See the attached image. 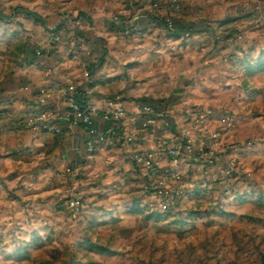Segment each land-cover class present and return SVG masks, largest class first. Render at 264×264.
Here are the masks:
<instances>
[{
    "label": "rangeland",
    "instance_id": "rangeland-1",
    "mask_svg": "<svg viewBox=\"0 0 264 264\" xmlns=\"http://www.w3.org/2000/svg\"><path fill=\"white\" fill-rule=\"evenodd\" d=\"M208 1L0 0V264H264V203L255 197L229 200L217 184L200 188V178H190L193 190L175 209L153 211L117 144L73 161L70 134L26 126L52 109L44 91L24 85L36 102L17 117L8 113L12 72L39 57L51 66L60 60L65 72L76 70L69 61L78 62L88 76L104 67L142 74L152 79L151 90L170 93L181 66L170 42H188L196 33L190 24L199 20L229 26L248 6ZM140 15L154 27L134 26ZM19 129L30 133L24 146L23 138L8 136Z\"/></svg>",
    "mask_w": 264,
    "mask_h": 264
},
{
    "label": "crops",
    "instance_id": "crops-1",
    "mask_svg": "<svg viewBox=\"0 0 264 264\" xmlns=\"http://www.w3.org/2000/svg\"><path fill=\"white\" fill-rule=\"evenodd\" d=\"M208 0H203L206 6ZM244 18L235 20L229 26L207 27L200 20L192 25L186 20L185 25L190 24L195 35L188 42L179 47V42H170L173 56L181 60V66L172 72V81L175 86L169 89L170 93L153 91L152 79L128 77L117 74L114 70L98 69L93 74L79 67L78 62L69 61L74 65L75 72H65L61 62L53 61L50 65L49 58H35L28 64H22L21 69L12 72V91L14 97L9 107L10 117H17L29 110V105L36 101H29L30 96H25L21 87L29 85L33 90L44 91L47 95V103L52 108H64L62 93L66 85L73 84L78 96L97 109L102 108V100L114 94L123 96L125 108L129 114L127 129L130 132L137 131L143 138L139 149L148 150L154 147L158 136L150 134L142 128L146 114L142 108L146 103L154 104L158 109L169 112L167 118L170 123V134H176L182 114L189 107L205 109L208 116V127H219L221 116L229 112L236 120L231 140L239 144L248 143L238 154L240 162V174L246 176L247 185L252 189V195L244 196V200L260 201L264 203V25L258 24L254 18L252 6L258 2L264 10V0H248ZM210 5L208 4L207 7ZM209 12H204L203 16ZM134 26L140 29L152 28L154 24L138 16ZM112 24L106 21L104 27ZM181 28V27H180ZM88 35V32H84ZM83 35V34H82ZM172 55V52H171ZM170 57V56H169ZM172 57V56H171ZM50 65V66H49ZM101 68V67H100ZM136 81V82H134ZM21 96V97H20ZM12 97V96H11ZM20 97V98H18ZM26 97V98H25ZM33 98V97H32ZM11 99V98H10ZM28 101V102H27ZM58 135L70 134L71 150L68 158L75 161L84 152L86 134L82 128L68 126L62 121ZM159 127L162 124L158 122ZM95 125L101 127L100 117H95ZM63 131V132H60ZM63 134V135H65ZM23 138L19 143L25 145L29 132L23 129L10 131L8 136ZM48 137L50 134L39 135ZM27 137V139H25ZM10 139V138H9ZM125 153L124 161L133 165L132 155L134 150H127L121 144H117ZM128 153V154H127ZM134 170V169H133ZM214 172V169H213ZM134 173H137L134 170ZM237 188L243 189V184L238 183ZM255 193V195H254ZM264 205V204H263ZM254 205H246V210H253Z\"/></svg>",
    "mask_w": 264,
    "mask_h": 264
},
{
    "label": "built area",
    "instance_id": "built-area-1",
    "mask_svg": "<svg viewBox=\"0 0 264 264\" xmlns=\"http://www.w3.org/2000/svg\"><path fill=\"white\" fill-rule=\"evenodd\" d=\"M258 24L264 25V10L260 3L252 8ZM169 27L172 23L167 20ZM64 108L45 109L26 119V126L34 133H54L59 131L61 122L68 126L79 127L85 131V149L93 152L100 146L121 144L127 150H134L132 163L139 180V188L153 211L169 212L193 190L189 179H199L201 187L206 183L217 184L226 198L252 195L247 178L240 174L238 154L248 145L231 140L234 132L235 117L224 113L219 127H208V112L198 107L184 110L176 134H170L169 112L146 103L142 110L146 114L142 128L158 136L154 147L139 149L144 141L137 131L127 129L129 114L123 96L114 94L102 100V108L85 103L76 87L68 84L62 93ZM100 117L101 127L95 125V117ZM161 122L162 128L158 122ZM214 169V172H213ZM71 169L67 171L70 172ZM238 183L246 186L239 190ZM71 209L78 208V202L69 201Z\"/></svg>",
    "mask_w": 264,
    "mask_h": 264
},
{
    "label": "trees",
    "instance_id": "trees-1",
    "mask_svg": "<svg viewBox=\"0 0 264 264\" xmlns=\"http://www.w3.org/2000/svg\"><path fill=\"white\" fill-rule=\"evenodd\" d=\"M263 66H264V64L261 63V64H259L258 67H259V68H262ZM240 198H241V197H240ZM153 214L155 215V214H157V213H153Z\"/></svg>",
    "mask_w": 264,
    "mask_h": 264
}]
</instances>
